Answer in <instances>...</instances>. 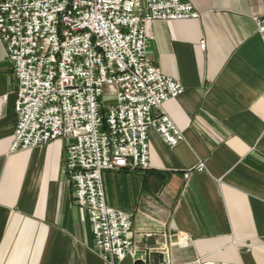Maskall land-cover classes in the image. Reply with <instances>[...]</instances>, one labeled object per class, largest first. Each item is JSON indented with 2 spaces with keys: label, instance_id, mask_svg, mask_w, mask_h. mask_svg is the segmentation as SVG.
<instances>
[{
  "label": "crops",
  "instance_id": "1",
  "mask_svg": "<svg viewBox=\"0 0 264 264\" xmlns=\"http://www.w3.org/2000/svg\"><path fill=\"white\" fill-rule=\"evenodd\" d=\"M185 1L199 16L152 22L146 47L183 85L161 108L183 138L171 146L151 128L148 168L101 175L106 204L133 219L121 259L94 246L64 141L10 151L16 78L0 42V264H135L140 250L145 264H264V0Z\"/></svg>",
  "mask_w": 264,
  "mask_h": 264
},
{
  "label": "built area",
  "instance_id": "2",
  "mask_svg": "<svg viewBox=\"0 0 264 264\" xmlns=\"http://www.w3.org/2000/svg\"><path fill=\"white\" fill-rule=\"evenodd\" d=\"M198 16L185 0H0V42L16 78L9 149L64 141L63 173L104 258L132 250L133 219L106 204L102 172L148 168L151 128L171 146L183 138L161 112L183 85L146 55L150 25ZM254 22L264 43V14Z\"/></svg>",
  "mask_w": 264,
  "mask_h": 264
},
{
  "label": "water",
  "instance_id": "3",
  "mask_svg": "<svg viewBox=\"0 0 264 264\" xmlns=\"http://www.w3.org/2000/svg\"><path fill=\"white\" fill-rule=\"evenodd\" d=\"M145 256H146V254L142 250L135 252L134 263L135 264H145L144 263ZM151 256H152L151 254H148V257H151ZM164 259H165L164 256H162V262L163 263H165Z\"/></svg>",
  "mask_w": 264,
  "mask_h": 264
},
{
  "label": "rangeland",
  "instance_id": "4",
  "mask_svg": "<svg viewBox=\"0 0 264 264\" xmlns=\"http://www.w3.org/2000/svg\"><path fill=\"white\" fill-rule=\"evenodd\" d=\"M111 100V98L109 97V96H104V97H102V102H104L105 104L108 102V101H110ZM68 179V178H67Z\"/></svg>",
  "mask_w": 264,
  "mask_h": 264
}]
</instances>
